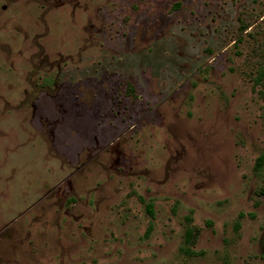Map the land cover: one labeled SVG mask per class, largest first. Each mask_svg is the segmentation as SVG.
Segmentation results:
<instances>
[{"label": "rangeland", "instance_id": "374dc122", "mask_svg": "<svg viewBox=\"0 0 264 264\" xmlns=\"http://www.w3.org/2000/svg\"><path fill=\"white\" fill-rule=\"evenodd\" d=\"M263 156L264 0H0V264H264Z\"/></svg>", "mask_w": 264, "mask_h": 264}, {"label": "trees", "instance_id": "16d2710c", "mask_svg": "<svg viewBox=\"0 0 264 264\" xmlns=\"http://www.w3.org/2000/svg\"><path fill=\"white\" fill-rule=\"evenodd\" d=\"M264 163V156L259 160V166L262 167ZM194 234L191 230L187 231V242H191L193 240Z\"/></svg>", "mask_w": 264, "mask_h": 264}]
</instances>
